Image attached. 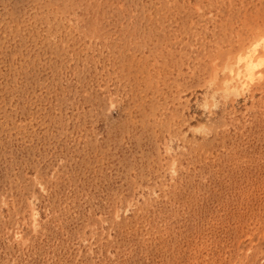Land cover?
<instances>
[{
    "label": "rangeland",
    "instance_id": "rangeland-1",
    "mask_svg": "<svg viewBox=\"0 0 264 264\" xmlns=\"http://www.w3.org/2000/svg\"><path fill=\"white\" fill-rule=\"evenodd\" d=\"M263 37L264 0H0V264H264V65L226 68Z\"/></svg>",
    "mask_w": 264,
    "mask_h": 264
},
{
    "label": "bare ground",
    "instance_id": "bare-ground-1",
    "mask_svg": "<svg viewBox=\"0 0 264 264\" xmlns=\"http://www.w3.org/2000/svg\"><path fill=\"white\" fill-rule=\"evenodd\" d=\"M263 52L264 37L252 42L244 53L239 54L235 64L226 65L235 90L243 92L249 90L256 78L261 76L259 70L264 65V57L261 56Z\"/></svg>",
    "mask_w": 264,
    "mask_h": 264
}]
</instances>
